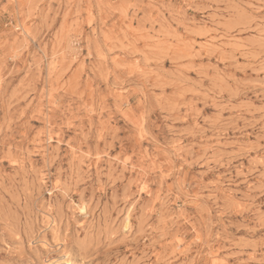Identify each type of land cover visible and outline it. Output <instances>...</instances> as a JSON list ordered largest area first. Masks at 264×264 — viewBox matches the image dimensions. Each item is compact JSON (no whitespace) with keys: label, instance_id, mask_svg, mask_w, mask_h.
Instances as JSON below:
<instances>
[{"label":"rangeland","instance_id":"374dc122","mask_svg":"<svg viewBox=\"0 0 264 264\" xmlns=\"http://www.w3.org/2000/svg\"><path fill=\"white\" fill-rule=\"evenodd\" d=\"M67 257L264 264V0H0V264Z\"/></svg>","mask_w":264,"mask_h":264},{"label":"bare ground","instance_id":"6f19581e","mask_svg":"<svg viewBox=\"0 0 264 264\" xmlns=\"http://www.w3.org/2000/svg\"><path fill=\"white\" fill-rule=\"evenodd\" d=\"M53 221V220H52ZM56 226V225H55ZM68 258V261H66L64 264H72L71 260H70V257H67Z\"/></svg>","mask_w":264,"mask_h":264}]
</instances>
